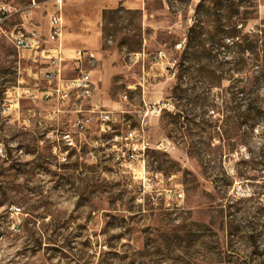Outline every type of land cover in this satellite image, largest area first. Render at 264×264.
<instances>
[{
  "label": "rangeland",
  "instance_id": "374dc122",
  "mask_svg": "<svg viewBox=\"0 0 264 264\" xmlns=\"http://www.w3.org/2000/svg\"><path fill=\"white\" fill-rule=\"evenodd\" d=\"M263 5L64 0L63 75L75 72L71 48L96 53L97 101L118 117L109 130L90 104L76 129L75 106L36 98L55 63L0 29V264H264V227L258 246L251 236L264 225V117L251 131L246 109L264 87V45L243 50L264 41ZM53 6L0 0L7 29L23 13L47 33ZM161 50L178 65L152 63ZM129 124L166 145L135 169L113 157Z\"/></svg>",
  "mask_w": 264,
  "mask_h": 264
},
{
  "label": "built area",
  "instance_id": "2783aa9c",
  "mask_svg": "<svg viewBox=\"0 0 264 264\" xmlns=\"http://www.w3.org/2000/svg\"><path fill=\"white\" fill-rule=\"evenodd\" d=\"M264 11V5H263ZM64 0H54L53 9L50 12V27L48 33H44L37 28L27 27L24 23L11 31H5L7 38L19 50L34 51L35 53L42 52V55L49 59V62L55 63V66L45 73V80L48 82L43 87H38L40 98L47 102L53 101L56 103L57 111H62L61 105L68 104L75 106L77 117L73 121L76 129H84L93 116L86 115L83 112L85 105L90 104L92 112L100 113L99 118L102 121L103 129L109 130L113 124L118 122V117L114 114L112 109L106 108L101 102H92L97 82L93 79L92 70L88 65H95L97 61L96 53L89 48H77L73 51L74 70L76 74L65 77L63 75V68L60 66L62 61V54L67 49L63 44L64 35ZM12 11L6 7H0V29L4 31V23L10 16ZM239 26H242L240 24ZM185 47V41H180L176 44V48L182 49ZM147 54L143 53L144 59ZM152 63L165 65L169 69L177 64V59L171 57L165 50H161L152 56ZM264 96V87L261 89ZM124 99H128V94L122 95ZM128 135H126L125 142L114 151V160L118 166H128L131 169L137 167L136 161L140 157H145L149 149L165 148V142L160 141L153 144L145 134H141L137 129L131 128L128 125ZM62 138L69 149L77 146V139L73 130H66L62 133Z\"/></svg>",
  "mask_w": 264,
  "mask_h": 264
},
{
  "label": "trees",
  "instance_id": "16d2710c",
  "mask_svg": "<svg viewBox=\"0 0 264 264\" xmlns=\"http://www.w3.org/2000/svg\"><path fill=\"white\" fill-rule=\"evenodd\" d=\"M236 35H238L236 33ZM233 37H235V34L233 35ZM248 37L245 38V40H247ZM264 41L262 39H260L259 37H254V39L248 41L247 45H245L243 47V50H253L256 47H259L263 44ZM225 47V46H224ZM257 82H262L261 80V75L257 76ZM262 89V88H261ZM261 89H259V87H255L254 89H252L250 92H248L249 97L248 99V107L246 108L248 110V129H250L251 131H253L256 127V124H258L261 120H263L264 117V105H263V95L261 92ZM260 227H264L263 224H255L252 226L251 232H252V238H253V244L258 246V237L259 235L263 234L261 231L258 232L257 230H259ZM233 228H235L236 230L240 229V225H235L233 226Z\"/></svg>",
  "mask_w": 264,
  "mask_h": 264
},
{
  "label": "crops",
  "instance_id": "0c3cea01",
  "mask_svg": "<svg viewBox=\"0 0 264 264\" xmlns=\"http://www.w3.org/2000/svg\"><path fill=\"white\" fill-rule=\"evenodd\" d=\"M28 12H30L29 10L27 11V13ZM50 12L51 11H49V13H48V16H49V20H48V22L46 23V31H47V33H48V31H49V27H50ZM12 14V13H11ZM10 14V15H11ZM63 16H64V26L66 27V25H65V7H64V12H63ZM30 20V18H29V14H23L22 13V21H20V22H18V23H16V25L12 28V29H7L5 26H6V24H7V22L5 21V23H4V26H3V28H4V34H5V31H11V30H15V29H17L19 26H20V24L21 23H24L27 27H30V28H37V29H39V30H42L43 31V27L42 26H40V25H37V24H30V25H28V21ZM5 36H6V34H5ZM7 37V36H6ZM63 44H64V46L67 48V46H66V43H65V30H64V35H63ZM77 48H88V47H73V48H71L72 49V51H74L75 49H77ZM68 49V48H67ZM90 49V48H89ZM143 53H146L145 51L144 52H140V55H142L143 56ZM147 54V53H146ZM143 59H144V57H143ZM97 61H98V57H97ZM96 61V62H97ZM154 64H156V63H154ZM88 67H90V65H88ZM91 68V67H90ZM91 70H92V76H93V79L97 82V87H96V90H95V93H94V96H93V99H92V102L94 103V102H100V101H97V91H98V89H99V81L94 77V75H93V69L91 68ZM76 74V71L74 72V74L73 75H75ZM73 75H71V76H73Z\"/></svg>",
  "mask_w": 264,
  "mask_h": 264
},
{
  "label": "bare ground",
  "instance_id": "6f19581e",
  "mask_svg": "<svg viewBox=\"0 0 264 264\" xmlns=\"http://www.w3.org/2000/svg\"><path fill=\"white\" fill-rule=\"evenodd\" d=\"M177 62H178V60H177ZM178 65V64H177Z\"/></svg>",
  "mask_w": 264,
  "mask_h": 264
}]
</instances>
